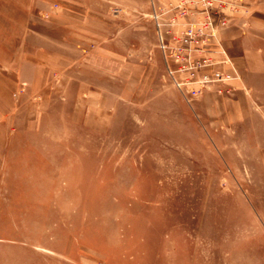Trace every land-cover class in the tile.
<instances>
[{
  "label": "rangeland",
  "instance_id": "rangeland-1",
  "mask_svg": "<svg viewBox=\"0 0 264 264\" xmlns=\"http://www.w3.org/2000/svg\"><path fill=\"white\" fill-rule=\"evenodd\" d=\"M91 5L0 144V264H264V101L190 98L156 1Z\"/></svg>",
  "mask_w": 264,
  "mask_h": 264
},
{
  "label": "crops",
  "instance_id": "crops-1",
  "mask_svg": "<svg viewBox=\"0 0 264 264\" xmlns=\"http://www.w3.org/2000/svg\"><path fill=\"white\" fill-rule=\"evenodd\" d=\"M53 1L60 2L59 14L41 21L38 10H50ZM97 1L102 0H0V144L13 128V112L21 108V103L26 104L31 97L34 98L38 87L43 85V66L38 65L37 55L41 54L46 62L51 54L58 53L59 49L53 47L63 46V38L67 37L58 33L68 32L67 28L72 24L85 28V23L89 22L95 29L100 27V11L94 9L92 13L89 10L93 6L90 4L95 5ZM154 1L158 6L153 15L164 23L162 35L169 39L165 22L170 13L165 11L168 3L181 0ZM245 2L246 9L232 15L230 25L210 39L207 53L214 64L204 70L236 71L240 77L229 82L232 91L223 94L208 91L198 99L201 102L216 101L230 113L237 111V114L232 113L236 117L245 116L243 107H248L251 102L264 101V0ZM22 5L24 13H21ZM190 20L192 17L187 16L180 18L179 22ZM179 25L173 28L177 30ZM158 30L160 33V28ZM171 66H176L175 61ZM216 86L213 84L212 87Z\"/></svg>",
  "mask_w": 264,
  "mask_h": 264
},
{
  "label": "built area",
  "instance_id": "built-area-1",
  "mask_svg": "<svg viewBox=\"0 0 264 264\" xmlns=\"http://www.w3.org/2000/svg\"><path fill=\"white\" fill-rule=\"evenodd\" d=\"M246 7L245 0H181L170 3L165 11L170 13L165 22L169 39L163 37L161 26L164 23L158 21L156 16L160 28V46L165 55L176 63L172 68L168 62L169 72L175 83L187 90L190 98H197L205 91L223 94L233 90L229 82L240 77L236 71H204L214 64L213 58L207 53V45L222 28L230 25L232 15L240 14ZM44 16L49 18L51 12H46ZM187 16L192 17V20L179 22L180 18ZM174 25H179L177 30L173 28ZM213 84L217 86L213 88Z\"/></svg>",
  "mask_w": 264,
  "mask_h": 264
}]
</instances>
